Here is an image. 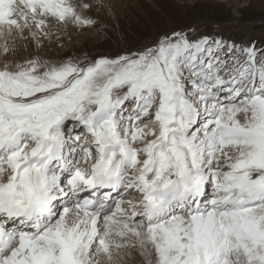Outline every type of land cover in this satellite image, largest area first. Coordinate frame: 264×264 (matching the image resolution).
Masks as SVG:
<instances>
[{
	"label": "snow or ice",
	"instance_id": "1",
	"mask_svg": "<svg viewBox=\"0 0 264 264\" xmlns=\"http://www.w3.org/2000/svg\"><path fill=\"white\" fill-rule=\"evenodd\" d=\"M121 23L0 0V264H264V45L188 27L44 53Z\"/></svg>",
	"mask_w": 264,
	"mask_h": 264
},
{
	"label": "rangeland",
	"instance_id": "2",
	"mask_svg": "<svg viewBox=\"0 0 264 264\" xmlns=\"http://www.w3.org/2000/svg\"><path fill=\"white\" fill-rule=\"evenodd\" d=\"M121 18L98 47L92 32L71 31L62 37L63 46L44 50L47 56H78L81 53L111 51L137 46L162 32L197 27L205 33L219 32L239 43L255 40L264 45V0H109ZM103 18V16H101ZM32 55L31 49L23 53ZM133 243H135L133 238ZM119 264H147L148 257L137 245L122 249Z\"/></svg>",
	"mask_w": 264,
	"mask_h": 264
},
{
	"label": "bare ground",
	"instance_id": "3",
	"mask_svg": "<svg viewBox=\"0 0 264 264\" xmlns=\"http://www.w3.org/2000/svg\"><path fill=\"white\" fill-rule=\"evenodd\" d=\"M148 264V263H147Z\"/></svg>",
	"mask_w": 264,
	"mask_h": 264
}]
</instances>
